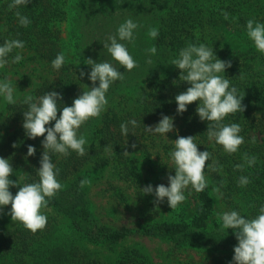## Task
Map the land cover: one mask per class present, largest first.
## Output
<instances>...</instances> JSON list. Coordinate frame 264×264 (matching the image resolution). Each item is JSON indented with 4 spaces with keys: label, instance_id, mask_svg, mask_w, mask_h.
Returning a JSON list of instances; mask_svg holds the SVG:
<instances>
[{
    "label": "trees",
    "instance_id": "obj_1",
    "mask_svg": "<svg viewBox=\"0 0 264 264\" xmlns=\"http://www.w3.org/2000/svg\"><path fill=\"white\" fill-rule=\"evenodd\" d=\"M11 2L0 0V46L7 39L23 41L22 52L31 53V57L20 62L40 65L50 77L31 95L38 98L56 91L63 96L58 107L72 106L73 100L87 90L85 85L92 87L87 75L91 68L85 64L88 58L113 64L124 79L110 87L106 94L108 105L100 118L89 120L79 129V134L87 140L83 157L74 151L67 157L49 153L59 170L56 178L62 189L44 210L46 227L35 234L19 222L7 228L5 223L10 218L11 206L0 213V264H153L139 245L122 248L114 258L109 254L115 253V247L132 236L166 243L168 255L172 257L189 253L183 262H177L179 264H232L233 249L238 241L233 230L222 229L220 214L237 211L244 218L252 219L264 206V54L256 50L246 29L250 19L264 23V0H31L18 9L30 20L27 27L19 24L16 9L9 10ZM225 12L229 14L227 20L223 16ZM129 18L140 25L134 33V44L119 41L126 45L139 65L130 72L103 47L106 42L110 43L107 38L116 35L118 27ZM65 23L73 30L74 54H68L64 48L62 25ZM149 28L158 29L157 38L147 35ZM192 43L213 47L217 58L231 61L232 67L226 69L225 76L230 79V85L238 89V94L245 93L242 105L246 110L230 114L223 121L229 125L239 124L242 129L240 135L244 143L235 154L229 155L222 146L208 139V122H202L196 113L198 103L189 105L183 114L177 113L175 96L190 85L179 82L180 71L171 65V60ZM152 46L157 49L155 55L146 51ZM16 51L20 50H14L9 61ZM59 53L66 59L64 65L55 70L52 61ZM148 59L152 60L151 64L146 63ZM81 71L86 73L82 79ZM22 101L7 105V121L17 127L3 145L14 169L10 179L16 181L22 175L18 181L20 186L39 181L36 170L44 151V137L29 139L23 129V112L28 106ZM162 116L174 119L176 131L168 133V138L195 137L198 150L211 154L206 164L218 161L222 165V171L205 169L218 186L223 182L222 196L212 195L209 187L200 193L191 189L192 208L188 220L148 223L135 229L101 223L90 201L91 183L81 188L80 182L100 180L105 174L111 178L107 171L129 188L135 189V184L145 182L146 177L141 179L135 150L145 153L154 140H165L164 136L147 132L144 127L155 126ZM133 119L138 127L132 128L129 124V134L122 135L120 125ZM49 126L54 127V122ZM132 144H136L135 149ZM29 145L36 149L31 157L27 155ZM106 146L111 150L105 151ZM125 151L129 155H124ZM245 154L256 157L254 166L248 167ZM18 158L30 160L24 174L15 163ZM240 164L244 165L243 170L236 169ZM169 170L170 173L164 171L167 177L174 176V166ZM241 176L250 180L247 186H239ZM18 190L13 188L12 195ZM118 198L124 197L119 195ZM216 211L218 218H214ZM88 245L97 251L90 250ZM99 249H106L109 255L104 257ZM199 256L202 257L198 261Z\"/></svg>",
    "mask_w": 264,
    "mask_h": 264
},
{
    "label": "clouds",
    "instance_id": "obj_2",
    "mask_svg": "<svg viewBox=\"0 0 264 264\" xmlns=\"http://www.w3.org/2000/svg\"><path fill=\"white\" fill-rule=\"evenodd\" d=\"M31 0H12L8 5L9 10L16 9L15 15L22 27H27L30 20L18 10L20 6H27ZM224 18H229L228 13H223ZM236 18H233L235 20ZM140 27L131 18L122 23L116 35H110L103 47L107 49L111 57L123 69L132 71L139 65L130 55L126 45L119 41H126L134 44L135 31ZM247 36L254 43L256 50L264 54V23L248 20L246 24ZM147 35L155 39L159 35L157 28H149ZM223 47V46H222ZM25 48L23 41L18 39H7L0 46V69H4L9 64V56L16 51L11 63L16 64L22 60V50ZM150 55L156 54V47L152 46L146 50ZM65 55L59 53L52 61V67L59 70L65 63ZM151 64L152 60H146ZM85 64L91 68L88 79L92 83L87 90L73 100L72 106L58 107L63 96L56 91H49L40 97L31 94L24 95L22 103L28 106V110L23 112V129L29 139L44 137L42 141V152L40 167L37 169L38 182L24 184L20 186L18 181H13V167L8 159L0 158V213L7 206H11L8 213L13 222H19L23 227L33 234L43 230L47 225V216L44 210L48 208L49 201L54 198L62 189V184L57 180L59 170L51 160L49 153L60 154L67 157L70 151L76 152L83 157L86 154L85 136L79 134V129L91 119H99L106 110L108 100L106 94L116 81H123L124 75L109 62H96L91 58L85 60ZM171 65L180 71L179 82L190 85L186 91L175 96L177 113L183 114L188 106L198 103L196 113L200 120L207 121L208 139L214 140L216 144L223 147L229 155L238 152L244 143V138L240 135L242 131L239 124H224L225 118L236 112H244L242 105L244 94H238V89L230 85V79L226 78V69L232 67L231 61H223L217 58L213 47L210 48L204 43L189 44L179 51L177 58L171 60ZM224 74V75H221ZM86 73L81 71L79 76L82 79ZM98 82V87L96 86ZM177 84V81H173ZM17 87H14L9 78L0 80V97L7 104L17 102ZM26 92V91H25ZM24 92V93H25ZM59 113V118L58 117ZM54 122V127L49 125ZM132 128L138 127V122L133 119L120 125L121 133L124 136L129 134L128 125ZM147 132L154 135L159 134L167 138V134L176 131L174 119L162 116L155 126H144ZM192 136H178L174 143L175 150L169 155L175 166V175H169L168 186L157 185L155 189L151 184L141 189L144 195H153L154 203H163L165 198L171 210L178 208L187 197L185 192L191 188L197 193L203 192L209 187L208 178L205 175L206 167L212 171H222V165L218 161L206 164L211 159V154L206 151H199L198 145ZM15 147V145H13ZM133 149L136 144H132ZM105 147V151H110ZM36 149L29 145L27 155L34 156ZM124 155H129L128 151ZM244 159L248 167L256 164V157H249L245 154ZM244 165H236L237 170H243ZM91 181L84 179L80 182V187L90 184ZM250 180L241 176L239 186H247ZM223 182L212 191L222 196L220 189ZM10 188H18L13 196ZM156 207V208H157ZM159 208V207H158ZM222 229H231L238 241L234 247L232 264H264V206L259 209V214L252 219H246L237 211L224 212L220 214Z\"/></svg>",
    "mask_w": 264,
    "mask_h": 264
},
{
    "label": "rangeland",
    "instance_id": "obj_3",
    "mask_svg": "<svg viewBox=\"0 0 264 264\" xmlns=\"http://www.w3.org/2000/svg\"><path fill=\"white\" fill-rule=\"evenodd\" d=\"M62 36L64 38V48L68 54H74V40L73 30L69 23L62 25ZM22 59L31 57V53L22 52ZM9 78L14 87H17L18 92L16 93L17 102L24 98V95L31 94L33 90L38 87L45 79H49L47 72L42 70V66L35 65L33 62H26L25 64L19 62L14 65L9 62V64L4 68L0 69V80ZM26 91V92H25ZM25 92V93H24ZM7 103L0 97V158L7 159L6 150L3 145L8 139V136L17 127L12 121L8 122V111ZM7 127V128H6ZM168 138V137H167ZM177 137H169L164 141L159 139L154 140V144L150 145L145 153H139L135 150V158L138 159V168L142 177H146V181L142 182V188L151 184L153 189L157 185L164 184L166 186L167 173H170L169 167H173L174 164L171 161L170 153L175 150L174 142ZM146 141L145 143H147ZM166 146V147H165ZM15 163L22 169L24 174L30 165L29 159L18 158ZM175 168V166H174ZM107 175L111 178H107L103 175L100 180H91L90 184V201L94 207V213L96 218L103 224L109 225L111 227L126 226L131 228H137L140 225H145L154 222H172L180 220H188L191 216L192 203L189 200V195H191V188L185 192L187 197L178 208L171 210L167 200L159 204L158 207L154 203L155 197L153 195H144L141 191V185L135 184V189L129 188L127 183L119 182L117 178L111 175L110 171H107ZM175 175V171L173 173ZM208 178L209 188L213 194L216 192L212 191V188L218 186V182L215 181L210 174L205 173ZM22 177H17V181ZM13 188H10V191ZM122 195L124 198H118ZM157 207V208H156ZM218 211L214 215V218H218ZM18 222H13L10 218L6 220V227L12 228ZM139 245L141 246L148 255L151 257L153 264H179L178 261L183 262L187 255L174 256L168 255V246L164 242L157 240H151L145 237L132 236L127 238L125 241L121 242L120 245L115 247V253H110L114 258L116 252H119L122 248ZM88 248L92 251H97L92 245H88ZM100 253L104 255H109L106 249H99ZM178 255V256H177ZM200 257V256H199ZM202 257V256H201ZM198 258V261L201 259Z\"/></svg>",
    "mask_w": 264,
    "mask_h": 264
}]
</instances>
